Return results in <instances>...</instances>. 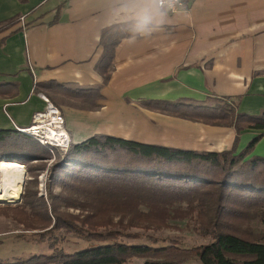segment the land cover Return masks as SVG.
I'll return each mask as SVG.
<instances>
[{"label": "trees", "instance_id": "1", "mask_svg": "<svg viewBox=\"0 0 264 264\" xmlns=\"http://www.w3.org/2000/svg\"><path fill=\"white\" fill-rule=\"evenodd\" d=\"M14 21L16 17L0 22V30ZM132 23L117 22L101 29L102 50L95 70L102 83L111 76L116 44L132 35ZM40 83L34 82L35 91L55 88L82 101L88 94L100 95L101 84ZM17 86L16 81L0 82V95H14ZM239 99V95H210L203 101H142L168 114L233 126V145L222 150L94 133L71 141L64 153L51 152L17 128L0 127V161H17L34 173L29 179L35 180L36 171L47 167L48 194L38 195L25 181L21 201L0 205V213L11 214L40 240L51 233L48 245L52 249L24 259L0 260V264H126L134 257L143 258L141 264H181L190 255L197 256L200 264H264V228L254 230L249 223L256 217L264 221V156L250 154L263 132L236 151L242 129H264V109L238 111ZM53 186H59V191L54 192ZM68 207L79 211L70 212ZM173 212L188 216L193 229L207 240L190 248L128 240L138 239L140 229L167 227ZM56 232L75 234L88 243L68 251L57 244Z\"/></svg>", "mask_w": 264, "mask_h": 264}, {"label": "crops", "instance_id": "2", "mask_svg": "<svg viewBox=\"0 0 264 264\" xmlns=\"http://www.w3.org/2000/svg\"><path fill=\"white\" fill-rule=\"evenodd\" d=\"M125 7V0H0V22L16 17L0 30V82L18 83L14 95H0V127L28 125L45 107L41 92L63 98L57 106L71 141L109 133L185 148H230L233 126L168 114L142 101L239 95L238 111L264 109V0H194L171 12L151 36L122 37L111 76L102 83L95 70L100 32L132 20ZM51 80L101 84L100 95L82 101L55 88L35 91L34 82ZM259 132L250 154L264 156V129L253 127L240 131L236 151Z\"/></svg>", "mask_w": 264, "mask_h": 264}, {"label": "rangeland", "instance_id": "3", "mask_svg": "<svg viewBox=\"0 0 264 264\" xmlns=\"http://www.w3.org/2000/svg\"><path fill=\"white\" fill-rule=\"evenodd\" d=\"M55 104L59 106V96H53L51 98ZM48 160V159H47ZM24 166V165H23ZM25 168V181L34 190H38V195L48 196L45 182L47 180V167L36 171L37 179H29L34 173L27 172ZM45 172L43 179L41 180L40 174ZM34 180L35 182H31ZM24 181V183H25ZM42 183V186L40 185ZM24 188V186H23ZM23 188L21 191H23ZM59 186H53L54 192L59 191ZM22 195V194H21ZM20 198V197H19ZM19 200V199H18ZM3 201L0 200V205L9 203L15 204L20 201ZM50 201V198H49ZM63 208V207H62ZM70 212L77 213L79 210L73 207L66 208ZM62 210V209H61ZM259 216V215H258ZM249 223L254 230H262L264 228V221L260 217L252 218ZM142 232L138 239H128L129 241H145L148 243L156 244H170L175 243L178 246L190 248L199 243L205 242L207 238L193 229L192 220L188 216H183L177 212H173V217L169 220V225L164 228L156 230H147ZM33 230L24 229V227L18 223L12 215H5L0 213V260L12 261L15 259H24L35 253H48L52 249L48 245V236L51 233H46L44 239L40 240L39 235L33 233ZM54 235V234H53ZM57 244L63 246L66 250L72 251L78 249L88 243L85 239L71 233L56 232ZM154 237L156 240H154ZM143 258L134 257L126 264H141ZM181 264H200L199 258L195 255H190L185 258Z\"/></svg>", "mask_w": 264, "mask_h": 264}, {"label": "built area", "instance_id": "4", "mask_svg": "<svg viewBox=\"0 0 264 264\" xmlns=\"http://www.w3.org/2000/svg\"><path fill=\"white\" fill-rule=\"evenodd\" d=\"M193 1L194 0H182V8H188ZM39 95L44 98L46 102L45 107L33 113L31 122L28 125L17 127V129L32 136L40 144L48 146L51 152L57 150L64 153L71 142L70 134L65 126L64 114L60 107L50 101L43 93L40 92ZM54 158L55 155L50 157L47 160L48 164L51 163ZM44 175L45 172L40 174L41 180ZM40 185L42 186V183H40Z\"/></svg>", "mask_w": 264, "mask_h": 264}, {"label": "clouds", "instance_id": "5", "mask_svg": "<svg viewBox=\"0 0 264 264\" xmlns=\"http://www.w3.org/2000/svg\"><path fill=\"white\" fill-rule=\"evenodd\" d=\"M125 5L133 21L129 42L151 36L165 25L171 12L183 7L182 0H125Z\"/></svg>", "mask_w": 264, "mask_h": 264}, {"label": "bare ground", "instance_id": "6", "mask_svg": "<svg viewBox=\"0 0 264 264\" xmlns=\"http://www.w3.org/2000/svg\"><path fill=\"white\" fill-rule=\"evenodd\" d=\"M24 180V166L13 160L0 161V200L17 201Z\"/></svg>", "mask_w": 264, "mask_h": 264}, {"label": "water", "instance_id": "7", "mask_svg": "<svg viewBox=\"0 0 264 264\" xmlns=\"http://www.w3.org/2000/svg\"><path fill=\"white\" fill-rule=\"evenodd\" d=\"M25 176H26V174H25V168H24V180H23L22 188H23V186H24ZM21 194H22V191H21V193H20V198H19L18 201H21Z\"/></svg>", "mask_w": 264, "mask_h": 264}]
</instances>
